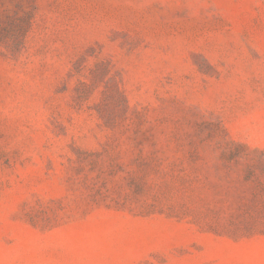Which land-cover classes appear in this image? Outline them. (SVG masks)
Masks as SVG:
<instances>
[{
  "label": "rangeland",
  "instance_id": "obj_1",
  "mask_svg": "<svg viewBox=\"0 0 264 264\" xmlns=\"http://www.w3.org/2000/svg\"><path fill=\"white\" fill-rule=\"evenodd\" d=\"M0 264H264V0H0Z\"/></svg>",
  "mask_w": 264,
  "mask_h": 264
}]
</instances>
